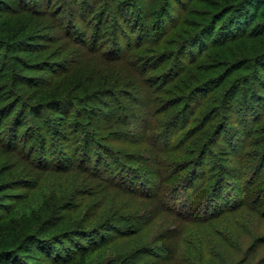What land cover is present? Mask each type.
Listing matches in <instances>:
<instances>
[{
	"label": "rangeland",
	"instance_id": "374dc122",
	"mask_svg": "<svg viewBox=\"0 0 264 264\" xmlns=\"http://www.w3.org/2000/svg\"><path fill=\"white\" fill-rule=\"evenodd\" d=\"M79 225L72 264H264V0H0V264Z\"/></svg>",
	"mask_w": 264,
	"mask_h": 264
},
{
	"label": "trees",
	"instance_id": "16d2710c",
	"mask_svg": "<svg viewBox=\"0 0 264 264\" xmlns=\"http://www.w3.org/2000/svg\"><path fill=\"white\" fill-rule=\"evenodd\" d=\"M187 181H189V178ZM188 183V186L185 187L192 188L194 186V183L191 181ZM214 201L215 200H213V204L206 207L207 211L209 210V212H211L209 216L216 215L218 213L217 211L222 207L219 206L218 202L215 203ZM190 209L191 208H189V210ZM189 210L188 212L187 209L184 210V213H189ZM187 220H189V218H187ZM113 222L114 220H108L106 223L113 225ZM121 223L124 224L125 222L122 221ZM48 231L49 230L37 231L32 235H28L15 250L21 249L18 250V252H23L26 258H32L33 260L38 259V256L35 254L36 251H41L44 253L46 260L52 261L54 264H72L75 260H77L76 262H84L87 254L94 251L96 247L104 241V239L100 241L95 238L94 234H96V232L100 233V231H91L87 226L83 225H79L75 229H65L56 236L53 234L50 235ZM14 254L15 251L13 250L3 252V263L17 264V262H15L16 260H13ZM130 262L131 260L127 258L121 264ZM37 264L41 263L38 261Z\"/></svg>",
	"mask_w": 264,
	"mask_h": 264
}]
</instances>
